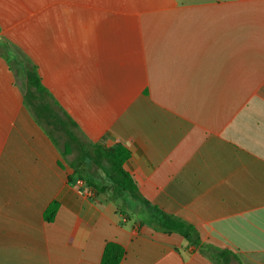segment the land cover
<instances>
[{
  "label": "crops",
  "instance_id": "obj_1",
  "mask_svg": "<svg viewBox=\"0 0 264 264\" xmlns=\"http://www.w3.org/2000/svg\"><path fill=\"white\" fill-rule=\"evenodd\" d=\"M13 46L79 138L128 148L147 200L264 264V0H0V264H101L109 242L121 264H219L130 198L80 193Z\"/></svg>",
  "mask_w": 264,
  "mask_h": 264
},
{
  "label": "trees",
  "instance_id": "obj_2",
  "mask_svg": "<svg viewBox=\"0 0 264 264\" xmlns=\"http://www.w3.org/2000/svg\"><path fill=\"white\" fill-rule=\"evenodd\" d=\"M17 65L20 66V64ZM22 68L20 72L25 79L23 88L24 102L39 123H42V120H44L64 133L66 142L64 144L63 156L72 154L76 148L80 154L77 159L79 162L87 159L91 164L102 169L108 180L113 184L117 195L124 194V196L130 198V201L145 209L152 216V227L154 230L167 234H180L192 247L199 249L203 255L208 250H211L219 264H229L233 258H236L227 250L217 252L211 249V247L203 245L195 226L179 217L166 213L147 200L141 193L137 182L124 169V164L129 160L131 155L128 148L123 145L107 148L100 144L85 142L79 138L74 132L77 125L73 119L65 112V118H61L54 110V106L50 101L53 98L48 89L43 85L37 67L29 65L27 60L24 59ZM53 102L56 106L58 105L55 101ZM87 185L95 191L96 195L105 191L104 187H98L91 181H87ZM57 210L58 202L54 201L44 213L45 221L52 222ZM124 256L125 249L121 245L109 242L105 246L101 264H121Z\"/></svg>",
  "mask_w": 264,
  "mask_h": 264
},
{
  "label": "rangeland",
  "instance_id": "obj_3",
  "mask_svg": "<svg viewBox=\"0 0 264 264\" xmlns=\"http://www.w3.org/2000/svg\"><path fill=\"white\" fill-rule=\"evenodd\" d=\"M2 41H6L5 39H1ZM14 47V46H13ZM15 50L17 52H19V54L21 56H23L24 59L27 60V58H25V52L19 48L14 47ZM0 52L1 53H7L8 51H5L4 48H0ZM29 61V60H28ZM31 64V62L29 61V65ZM15 67L16 64L14 63ZM25 79L23 77L22 74H19V76H17V83L18 85L21 87L22 92H23V96H24V83ZM22 84V85H21ZM55 137L58 140L59 146L61 147V149H63V143H64V139L66 141V138L62 139L61 137L57 136V133L55 132ZM80 156L78 150L75 148L73 153L63 157L65 163L67 165H70V167L74 170V175L76 177V181L75 184L77 186L82 185V188L84 189H88L89 191H91V194H95L94 190H92L88 185H87V181H91L94 184H96L98 187H104L105 191L103 194L108 195V196H113L112 199L116 198L117 199H123V207L127 206V197L124 196V194H119L117 195V193H115L114 191V186L113 184L108 180V178L106 177V175L104 174L103 170L94 166L93 164H91V162L89 160H85V161H78V157ZM79 182V184H78ZM124 196V197H123ZM126 198V199H125ZM131 209V208H130Z\"/></svg>",
  "mask_w": 264,
  "mask_h": 264
},
{
  "label": "built area",
  "instance_id": "obj_4",
  "mask_svg": "<svg viewBox=\"0 0 264 264\" xmlns=\"http://www.w3.org/2000/svg\"><path fill=\"white\" fill-rule=\"evenodd\" d=\"M78 184H79V182H78ZM80 187H81V189H80V193H81V194L86 195V196H88V197L92 195V194H91V191H89L87 188H86V189H85V188L83 189V188H82V185H80Z\"/></svg>",
  "mask_w": 264,
  "mask_h": 264
}]
</instances>
